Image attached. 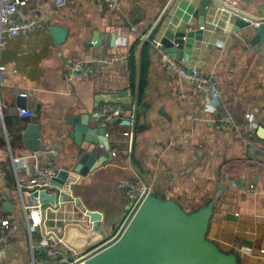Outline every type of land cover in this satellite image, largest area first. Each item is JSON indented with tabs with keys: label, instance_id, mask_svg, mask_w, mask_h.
Here are the masks:
<instances>
[{
	"label": "crops",
	"instance_id": "obj_1",
	"mask_svg": "<svg viewBox=\"0 0 264 264\" xmlns=\"http://www.w3.org/2000/svg\"><path fill=\"white\" fill-rule=\"evenodd\" d=\"M168 2L120 0L118 11L91 0H70L62 7L54 0H28L20 7L19 17L35 10L44 26L9 38L1 53L7 69L0 88L7 140L0 141V186L14 208L3 210L10 223L0 264H50L53 258L46 248L52 245L58 259L70 261L112 238L126 219V202L116 187L122 177L144 181L151 192L174 200L186 212L212 203L206 237L222 252H233L237 264H264V136L258 132L264 128V43H249L253 23L233 31L241 16L223 15L209 6L191 61L219 82L220 96L211 99L160 60L154 26ZM237 9L264 18V0H240ZM52 25L67 29L63 42H55ZM94 32L102 34L99 45L92 43ZM114 55L126 62L105 66L94 61ZM68 59L92 61V73L69 78ZM19 92L26 93L23 108L38 119L40 148L54 146L53 166L68 170L88 146L73 133L75 124L68 118L79 117L94 126L95 109L117 104L109 97L128 98L130 92L135 104L131 125L115 121L107 127L111 160L69 184L85 208L101 213L100 220L89 222L68 200L41 208V225L29 231L21 203L29 204L31 198L20 196L17 185L29 178L31 160L18 161L20 168L13 164V158L29 152L21 138L27 123L18 114L23 109L17 104ZM216 114L246 126L217 130L212 123ZM100 153L107 155L105 149ZM72 227L95 230L101 238L88 251L76 253L66 243Z\"/></svg>",
	"mask_w": 264,
	"mask_h": 264
},
{
	"label": "water",
	"instance_id": "obj_2",
	"mask_svg": "<svg viewBox=\"0 0 264 264\" xmlns=\"http://www.w3.org/2000/svg\"><path fill=\"white\" fill-rule=\"evenodd\" d=\"M218 9L223 15L229 12L241 17L233 26V31L248 26L254 21V34L249 39L252 45L264 43V18H253L243 14L238 9L224 6L220 0H169L161 15L155 22L154 40L165 53L173 54L182 60L186 67L193 66L191 56L194 54L193 45L203 37L205 14L209 6ZM223 6L225 9H223ZM221 8V9H220ZM55 42H63L67 29L52 25L49 27ZM102 34L94 32L92 43L99 45ZM200 69L198 66H196ZM119 94L117 100L109 97L110 102L116 101L123 105V116L117 119L121 125H131L130 115L135 106L131 94ZM24 96L17 97V104L24 107ZM137 99L135 100L136 103ZM145 108L141 109L144 112ZM74 122L75 134H80L82 140L88 143L84 153L72 170L60 168L55 176L49 180L50 189L33 192L32 197H37L41 207L48 204H64L73 201L88 217L89 222L101 219L97 210L85 208L79 197L71 194L70 182L75 181L80 175H85L94 170L99 164L111 160L112 145L109 140L107 127L96 121L94 126H89L85 119L79 117L68 118ZM25 129L21 133L24 147L28 151L40 148L38 119L25 116ZM258 132L264 136V128L259 127ZM74 135V134H73ZM101 149L107 155H101ZM264 180V179H263ZM4 211L12 210L14 205L8 201L2 204ZM212 203L195 211L186 212L172 199L161 197L158 193L148 194L135 213L129 217L112 237L84 254L75 264H237L233 252H222L215 243L206 237ZM227 217L234 215L227 213ZM97 231L89 229L82 232L76 227L68 230L66 243L76 253L90 249L100 240ZM82 242L77 243V240ZM246 244V242H244ZM88 251V250H87Z\"/></svg>",
	"mask_w": 264,
	"mask_h": 264
},
{
	"label": "built area",
	"instance_id": "obj_3",
	"mask_svg": "<svg viewBox=\"0 0 264 264\" xmlns=\"http://www.w3.org/2000/svg\"><path fill=\"white\" fill-rule=\"evenodd\" d=\"M28 0H0V88L4 83L7 74V69L1 62V53L5 48L7 40L17 35L29 34L44 26L41 15L35 11H30L26 17H19L20 7L25 6ZM70 0H54L57 7L65 6ZM103 3L109 11H118L121 8L120 0H91ZM224 6L231 8H238L240 0H220ZM225 9L223 6H221ZM256 27L258 23L253 22ZM160 50V60L165 68L178 75L179 78L191 85L200 92L205 93L211 99H218L221 93V88L217 79L203 73L196 66L186 67L182 60H178L175 55L165 53L162 48ZM95 62L105 66H115L126 62L124 56L114 55L108 58H95ZM69 78H82L92 73L94 65L92 61L86 59H68L66 63ZM14 71V70H13ZM19 95L25 96V92H19ZM184 96V94H180ZM20 116H31L32 112L28 109H18ZM123 114V106L121 104H105L95 109L92 116L103 126L108 127L117 119L121 118ZM212 123L215 129L221 130L225 128H242L246 124H236L229 115L216 114L212 118ZM127 135V133L125 134ZM6 138L7 133L4 126V116L2 106L0 103V141ZM160 149L159 147L157 150ZM249 152H253V147H249ZM57 154V149L54 146H47L39 148L36 151H29L28 154L13 158L15 168H20L18 161L31 160L29 170V178L25 182H18L17 192L20 196L26 193L31 198V203L27 204L22 201V209L28 222L29 231L32 232L39 225H41V204L37 197H32L33 192L41 190L48 191L50 189L49 180L55 176L58 169L53 166V158ZM21 166H26L22 163ZM27 167V166H26ZM118 191L124 197L126 202V216L125 221L131 217L143 199L151 193L149 184L142 180L122 177L119 178L116 184ZM6 193L0 186V248L5 241L6 232L9 228V219L3 215L2 204L6 200ZM23 200V199H22ZM119 230V229H118ZM117 230V232H118ZM116 232V233H117ZM46 252L53 258L50 264H75L74 262L80 257L75 256L70 261H62L58 259L55 247L46 248Z\"/></svg>",
	"mask_w": 264,
	"mask_h": 264
},
{
	"label": "rangeland",
	"instance_id": "obj_4",
	"mask_svg": "<svg viewBox=\"0 0 264 264\" xmlns=\"http://www.w3.org/2000/svg\"><path fill=\"white\" fill-rule=\"evenodd\" d=\"M116 232V231H115ZM115 232H114V234H115Z\"/></svg>",
	"mask_w": 264,
	"mask_h": 264
}]
</instances>
